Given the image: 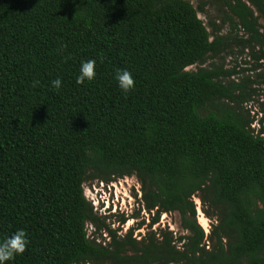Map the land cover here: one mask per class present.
<instances>
[{
    "label": "trees",
    "instance_id": "trees-1",
    "mask_svg": "<svg viewBox=\"0 0 264 264\" xmlns=\"http://www.w3.org/2000/svg\"><path fill=\"white\" fill-rule=\"evenodd\" d=\"M235 49L264 62V0H0V242L29 241L7 264H264V72L258 91L204 67ZM88 59L96 78L77 84ZM91 172L138 179L144 235L88 238ZM163 213L181 233L151 230Z\"/></svg>",
    "mask_w": 264,
    "mask_h": 264
},
{
    "label": "rangeland",
    "instance_id": "rangeland-1",
    "mask_svg": "<svg viewBox=\"0 0 264 264\" xmlns=\"http://www.w3.org/2000/svg\"><path fill=\"white\" fill-rule=\"evenodd\" d=\"M189 1L195 7L198 4V0ZM207 12L210 18L215 19L216 10L214 8H208ZM198 17L203 20L204 23H207V15L198 14ZM225 33L226 29H223L221 34L224 35ZM260 64L261 66L257 65L256 62L250 59L245 51L241 53L239 49H235L233 50V54H222L220 57H209L204 67L214 65L222 66L226 71L235 70L236 74L227 78L226 82H234L236 84L247 86V89L251 87L260 91V85H256V83L249 85V82H261L260 78H258V72H260L259 74L264 72V62H261ZM195 69L196 67H192L188 70ZM262 100L263 99L260 96H255L252 101L245 105V108L251 112L250 115L254 117L255 120H260L262 118L259 114V102ZM252 127L257 129L258 123H254ZM92 174L93 172L90 173L91 176ZM140 188V183L135 176L114 179L110 182H105L97 176H92V178L87 179L83 184V192L85 198L92 206L95 216L98 218L97 227L99 229L95 231L96 226L93 223H87L86 231L88 238L90 240L95 239L98 242L101 240L109 242V237L104 231V226L116 232L121 231L120 234H124L128 230H133L134 237L144 235L149 230L148 226L154 215L149 214V212L144 209L143 204L141 203ZM99 190L105 192L102 197H105L106 201L102 204V208L108 206V212H104L103 209L97 207L101 206V203L96 201L100 195V193H97ZM193 201L197 208L198 224L208 234L213 220L207 218L202 212V206L198 198L195 197ZM122 219H124L125 222H122ZM166 228L177 234L182 232L180 227V217L177 213L161 214L159 223L154 225L151 230L156 231L157 229Z\"/></svg>",
    "mask_w": 264,
    "mask_h": 264
},
{
    "label": "clouds",
    "instance_id": "clouds-1",
    "mask_svg": "<svg viewBox=\"0 0 264 264\" xmlns=\"http://www.w3.org/2000/svg\"><path fill=\"white\" fill-rule=\"evenodd\" d=\"M95 78L96 61L94 59L82 61L79 68V75L76 77V83L84 84L85 82H92ZM115 80L123 93H129L135 87L132 73L126 69L117 70ZM51 83L54 89L59 90L61 88L62 81L59 77ZM97 193H100V195L96 201L101 203V206L97 207L103 209L104 212H108V206L102 208V204L106 201V198L102 197L105 192L99 190ZM28 242L27 234L23 229L17 230L13 235L6 238L3 242H0V264H7V262L14 260L15 257L22 255L26 250Z\"/></svg>",
    "mask_w": 264,
    "mask_h": 264
}]
</instances>
